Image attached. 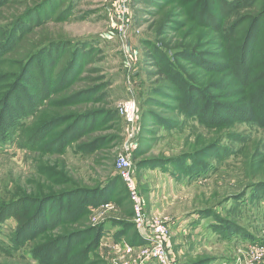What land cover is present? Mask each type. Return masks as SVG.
I'll list each match as a JSON object with an SVG mask.
<instances>
[{
  "label": "rangeland",
  "instance_id": "rangeland-1",
  "mask_svg": "<svg viewBox=\"0 0 264 264\" xmlns=\"http://www.w3.org/2000/svg\"><path fill=\"white\" fill-rule=\"evenodd\" d=\"M37 1L43 0L1 4L0 28L20 21ZM253 1L218 32L172 8L183 23L167 34L177 35L172 44L188 33L199 49L218 51V64L205 71L203 83L218 82L211 95L227 106L205 118L186 115L180 106L165 110L151 98L160 82L142 41L156 40L154 23L171 11L166 7L137 13L131 1L125 14L120 0H57L55 14H43L53 18L11 42L0 55V134L8 131L12 139L0 144V264H151L143 263L148 243L125 185L109 180L126 152L147 220L169 226L172 264H264V20L247 49L241 43L248 22L231 29V19L263 9L264 0ZM51 41L37 66L23 70L30 54ZM83 43L92 50L85 55L79 53ZM20 71L14 89L12 75ZM130 84L138 98V145L128 150L131 126L119 105ZM98 86L96 96L83 93ZM186 158L192 174L183 167ZM103 184L105 192L96 194ZM45 197L50 200H40ZM45 216L46 227L34 226L31 241L12 245L10 238L21 239ZM105 222L108 243L97 234ZM118 223L125 225L121 237L115 236Z\"/></svg>",
  "mask_w": 264,
  "mask_h": 264
},
{
  "label": "trees",
  "instance_id": "trees-1",
  "mask_svg": "<svg viewBox=\"0 0 264 264\" xmlns=\"http://www.w3.org/2000/svg\"><path fill=\"white\" fill-rule=\"evenodd\" d=\"M9 1L12 0H0V5L6 4ZM252 1L253 0H132V5L134 6V8H136L135 10L137 13H140V10L142 9L148 11L150 14H157L165 7L168 10H171L165 14L160 22H158L157 24L154 23L156 31L154 37L156 38V40L149 39L142 41L144 47L148 48V52L145 54V60L153 64L155 70H157V82H160L159 85L153 89V95L151 97L152 100L156 101V103H158V105L163 107L165 110L172 108L175 109L176 106H180V108L183 107L185 114L190 115L194 118H198L199 116L205 118L208 116L209 110L211 111V114L215 113V111H212V108L219 111V108L221 106H227L224 101H221L211 95V92H213L215 88H218V82L213 81L203 83V75L205 74V71H214V67L218 64V62L213 59L215 56H218V51H204L202 49H199L196 44H193L187 40V38L190 36V34L188 33L180 35V37L183 38H180L178 36L176 40H179V42L176 45L172 44V41H174V38H176L177 35L174 34L173 38L168 37L169 35L167 34L171 31H176V23H178L173 18L176 15H173L175 13L172 11V8H179L180 11H184L183 14L189 19H195V17L197 16L196 20L198 21L199 27H206L207 31L218 32L224 28L225 22L229 20L230 17L237 13L241 7H249L254 2ZM56 2L57 0H43L41 2L37 1L35 6H29L24 12L23 16H20V21L14 22L13 25L7 29L0 28V34L3 33V39H0V55L6 50L8 46H10L11 48L13 47V45H11V42H13L14 45L16 44L17 39L23 35V31L25 33H28L29 28L32 26L35 30L36 27L41 26L42 24L48 22L49 19L53 18L52 14L47 16L43 14H45V10L46 12L48 11L55 14V12L57 11ZM185 2H193V6L188 9L184 5ZM142 3H145L146 6L143 7ZM194 12L196 13V15H194ZM239 16L235 20L231 19V29L236 28L241 23L248 22V31L241 43L242 50L247 49V45L251 41V39L253 41V39L255 38V32L257 31L260 23L264 20V5L263 9L257 13L248 15L244 14L240 17ZM55 19L58 20L59 17H55ZM182 24L183 23H178V25ZM227 33L228 32L225 31L222 36L226 37ZM26 35L27 34H25L24 36ZM83 44L84 48L82 47L83 49L79 50L80 54L85 55L92 51L88 50L89 43ZM53 45L54 42L51 41L48 42L47 45L42 46L39 50L34 49L35 51L30 54L29 58L27 57L28 59L24 64L23 70H25L27 66L29 67V65L33 62V64H35L34 66L36 67V57L40 56L41 53L49 52L50 49L53 48ZM236 47L237 44H234L233 52L236 50ZM242 58L244 60V55ZM2 63L3 61L0 62V64ZM22 75L23 71H20L17 74H13L12 76H16V80L13 81L9 86H13L12 88H14V85L20 84ZM101 88L102 86H98L97 88L93 87L84 91L83 93H85V95L96 96ZM14 89H11L8 92L7 97L12 94ZM170 101L176 102L179 105H173L172 103H170ZM160 114L154 113V116H162ZM91 116L92 115H89L87 113L85 119H89ZM20 117L21 119L23 118L22 116H18L17 121L20 119ZM50 124L51 123L45 125L43 127V130L47 129ZM7 132H5L4 134H0V144H2V142L12 140L10 138V134H8ZM195 159L196 157L192 158L193 161H195ZM169 164H171V162H169ZM183 167L189 169L191 174L194 171L192 169L194 165L189 164L187 162V158L184 160ZM114 179H117L116 185H118L119 181L123 182L126 192L129 196L126 183L123 181L121 176H111L109 180L114 181ZM98 188L99 191H96V194L102 193V191L105 192L104 190L106 188V184L99 185ZM40 200L48 201L50 199L48 197H45ZM98 201H103V199L100 198L98 199ZM45 220L46 216L44 220L41 219L40 223L38 222V220H36L34 223H31L28 230L20 234L21 239H17L16 237L10 238V242L12 243V245L18 246L27 241H31V239L33 238V232L35 231L34 226H36L38 231H41L46 227ZM1 222L2 221L0 220V224ZM108 225L109 222H105L102 226H100V228H97V234H99L98 240L106 235V231H108ZM118 226H121L122 229H120L115 234V236L118 235V237H121L124 234L122 231L125 229V225L118 223ZM218 226L219 228H221L225 225L221 220L218 219ZM221 234L225 235L224 231ZM255 242H260V240H252V243Z\"/></svg>",
  "mask_w": 264,
  "mask_h": 264
},
{
  "label": "built area",
  "instance_id": "built-area-1",
  "mask_svg": "<svg viewBox=\"0 0 264 264\" xmlns=\"http://www.w3.org/2000/svg\"><path fill=\"white\" fill-rule=\"evenodd\" d=\"M125 14L129 12V5L132 0H120ZM126 35V28L122 33ZM119 111L125 121L131 126L129 142L126 149H135L137 142V118H138V98L133 84L129 86V96L119 105ZM117 173L126 183L129 197L133 202L134 220L138 225L139 233L146 239L148 245L144 252L143 263L156 262L158 264H172L167 253V241L169 238V226L160 222H152L147 220V211L144 202L141 199L138 184L135 177L134 165L128 152L122 154L117 163ZM109 237L105 235L102 241L108 243ZM112 240L113 237H112ZM111 242V241H110ZM255 248L261 246L260 243H255Z\"/></svg>",
  "mask_w": 264,
  "mask_h": 264
},
{
  "label": "crops",
  "instance_id": "crops-1",
  "mask_svg": "<svg viewBox=\"0 0 264 264\" xmlns=\"http://www.w3.org/2000/svg\"><path fill=\"white\" fill-rule=\"evenodd\" d=\"M151 264H157L156 262H152Z\"/></svg>",
  "mask_w": 264,
  "mask_h": 264
}]
</instances>
